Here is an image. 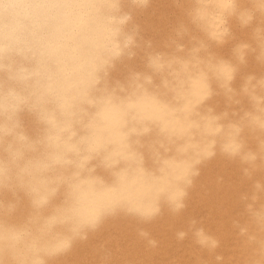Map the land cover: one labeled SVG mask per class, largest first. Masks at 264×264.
<instances>
[{
  "label": "clouds",
  "instance_id": "1",
  "mask_svg": "<svg viewBox=\"0 0 264 264\" xmlns=\"http://www.w3.org/2000/svg\"><path fill=\"white\" fill-rule=\"evenodd\" d=\"M162 220L264 264V0H0V264H142Z\"/></svg>",
  "mask_w": 264,
  "mask_h": 264
},
{
  "label": "bare ground",
  "instance_id": "2",
  "mask_svg": "<svg viewBox=\"0 0 264 264\" xmlns=\"http://www.w3.org/2000/svg\"><path fill=\"white\" fill-rule=\"evenodd\" d=\"M204 179L205 177H202V180ZM221 198L220 194H214L212 197L206 199L196 197L190 204L189 213L197 217H204L206 226L216 228L218 226L216 221L219 219L216 205ZM171 223L168 220H162L151 226L153 235L162 241L159 253L151 256L144 253L141 245L133 243L134 233L132 225L128 223L121 224L119 231L124 236V244L127 246L126 252L129 254V257L141 260L142 264H168L169 260L173 257H180V264H193L189 249L186 246H178L172 239ZM174 227H179V225L176 224ZM87 254V247L78 249L73 256L69 257L68 264H82ZM225 254L227 255V249L225 250Z\"/></svg>",
  "mask_w": 264,
  "mask_h": 264
}]
</instances>
